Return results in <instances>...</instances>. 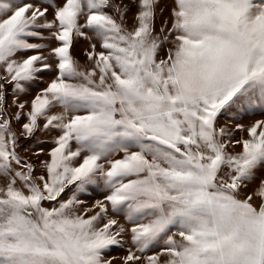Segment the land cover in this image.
Listing matches in <instances>:
<instances>
[{
    "label": "snow or ice",
    "instance_id": "1",
    "mask_svg": "<svg viewBox=\"0 0 264 264\" xmlns=\"http://www.w3.org/2000/svg\"><path fill=\"white\" fill-rule=\"evenodd\" d=\"M162 2L0 0V264H264V0Z\"/></svg>",
    "mask_w": 264,
    "mask_h": 264
},
{
    "label": "rangeland",
    "instance_id": "2",
    "mask_svg": "<svg viewBox=\"0 0 264 264\" xmlns=\"http://www.w3.org/2000/svg\"><path fill=\"white\" fill-rule=\"evenodd\" d=\"M127 2V0H126ZM167 2V0H164V2L161 3V7H164L165 6V3ZM135 12V8L132 9V12H129L128 14V26L131 27L132 25V13ZM167 16V12H165V17ZM48 18L51 19L52 18V11L51 9L49 10V13H48ZM159 24H160V20L158 19L157 20V31L159 30ZM45 35H47V32H45ZM35 42V41H34ZM86 42L83 41V40H80L78 41L74 48L72 49V52H73V55L81 62V64L84 63V56H83V49L86 47ZM28 54H31V53H24L23 55H28ZM163 54V53H162ZM52 73H45L43 74V80L44 81H48L49 79H51L52 77ZM46 84L45 83H40V82H37L36 84H34L30 90H29V94L26 95V96H22L21 99L22 100H30L32 96H34L36 94V92L40 89V88H43L45 87ZM11 100H12V97L9 96L8 98V102L9 104H11ZM9 112H14L15 111V108L14 107H10L8 109ZM227 119V117L225 115H222L220 117V120H219V124L223 125L225 123V120ZM234 119V122L235 123H242L244 125H249L251 122L257 120V119H264V111H262L261 109H259L258 107L257 108H254V109H250L248 113H241L240 116L238 118H233ZM23 121H21L22 123ZM14 127V130H16L17 132H19V129H20V125L19 124H14L13 125ZM55 135V133H50L48 134L47 136H45L44 133L42 132H37L36 133V137L37 138H42V139H48L50 140L51 139V136ZM241 135H244L246 136V132L245 133H241L239 131L235 132V137L238 139L241 137ZM35 139V138H34ZM34 143V140H22L21 141V144L24 146V147H27L28 145L30 144H33ZM44 148H45V152H47V149H49L50 147H52L53 145L51 143H48V144H44L42 145ZM240 149L237 147L235 149V151H239ZM18 152H20V154L22 156H25V158L27 159H30L33 163H37V159L39 160H45L47 159L48 157L46 155H42L40 156L39 158H37L35 155H33V152L36 151L35 147L33 148V152H29V153H24L23 151V148H18L17 149ZM42 169L37 167L36 168V172L35 174L36 175H39L41 173ZM264 177V168L262 169H259L257 171V180L253 182V184H250L249 187H248V191H251L253 189V187H255L256 183H258V180L260 178ZM66 195H70V192L67 193ZM101 198V196L98 194V193H93L92 195H81L80 196V199L86 201V207H91L92 203L96 200V199H99ZM45 206H48V205H45ZM121 220V222H123V217H120L119 218ZM125 239H127V237H125ZM129 245H125V247H128ZM159 249L158 248H153L152 251L155 252V251H158ZM150 254V253H149ZM107 255L109 256H124L126 255V252L124 250H117V249H113L112 252L108 253ZM117 264H120V261L117 260Z\"/></svg>",
    "mask_w": 264,
    "mask_h": 264
}]
</instances>
